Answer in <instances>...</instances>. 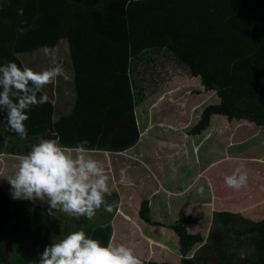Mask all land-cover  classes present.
Here are the masks:
<instances>
[{"label": "trees", "instance_id": "obj_1", "mask_svg": "<svg viewBox=\"0 0 264 264\" xmlns=\"http://www.w3.org/2000/svg\"><path fill=\"white\" fill-rule=\"evenodd\" d=\"M127 1L0 0V64L14 61L23 67V53L53 49L65 40L71 67L68 81L74 93L70 110L55 117L56 104L61 111L60 98L53 95V82L46 85L40 94H46L48 102L27 112L28 134L23 139L7 126L6 113L0 111V264H38L44 247L70 231L83 230L105 245L111 240L115 230L111 219L120 202L117 190L105 195L106 205L91 219L69 217L60 210L50 212L49 205L39 200L11 198L4 158L14 157L15 167L17 157L29 151L25 141L56 135L66 145L89 141L100 159L102 151L117 158L139 138L134 107L143 90L135 66L138 61L146 64L151 53L155 52L153 57L160 52L169 54L190 76L200 78L204 90H214L219 98L202 109L190 133H200L209 126L211 116L218 114L264 127V0H180L181 6L189 8L190 18L183 16L175 32L163 30L160 34L151 33L155 27L146 24L147 5L126 10ZM21 8L23 15L18 14ZM200 19L204 23L194 27V33L183 31L184 25ZM209 28H215L218 35H200ZM162 36L164 40H154ZM135 193L130 195L137 201ZM108 196L118 202L110 212L105 211L110 205ZM138 208L142 221L166 226L152 220L147 199H141ZM212 217L204 237L189 231L188 225L198 219L181 210L169 225L178 243L166 256L156 253L148 258L147 238L139 230H134L135 240L123 237L116 244L133 247L142 264H264V217L252 220L230 211H214ZM118 234L127 235L124 230ZM170 257L173 263L165 260Z\"/></svg>", "mask_w": 264, "mask_h": 264}, {"label": "crops", "instance_id": "obj_2", "mask_svg": "<svg viewBox=\"0 0 264 264\" xmlns=\"http://www.w3.org/2000/svg\"><path fill=\"white\" fill-rule=\"evenodd\" d=\"M137 5H147L146 24L148 27H155L150 29V32L154 34L163 33V30L175 32L180 27L183 16L190 18L189 8L187 5L181 6L180 0H128L125 8L127 10L129 6ZM131 19L127 18L128 21ZM203 23V19L192 21L184 25L183 31L189 30L190 33H194V27ZM200 35L213 38L218 35V32L215 28H209L200 32ZM154 40L161 41L164 40V37H155ZM130 42H132L131 37ZM212 44L213 42H211ZM134 46H136L135 43ZM154 53H151L146 64H140L138 61L135 66L136 80L139 81L140 89L143 90L142 95L145 98L137 102L134 107L139 133L138 141L130 148L119 152L117 158H113L109 152L102 151V159L110 163L114 179L119 181L120 170L125 168L128 175L131 174L133 181L130 187L119 182L121 186L114 188L117 190L120 202L118 211L111 221L115 226L113 234L117 235L122 230L126 234L132 230H138L137 225H139L140 219L138 205L141 199L148 200L152 220L166 224L158 210L168 211V204L171 207L174 205L173 198L179 197V204L174 205L176 214L179 215L182 210L187 215L195 216L198 219L196 223L188 225V229L192 233L197 232V230L194 232L193 228L198 226L201 218L194 211L202 210L206 213L205 216H209L206 232L202 233L204 237L208 236L214 211L237 212L252 220L259 219L255 214L264 202V172L260 171L264 159L244 155L240 150L230 148V144L236 143L231 140L235 136L234 131L236 130L235 127L229 128L231 120H227L223 116L212 115L207 128L200 133H190V129L198 121L202 109L208 105L207 101L213 100L217 103L219 98L214 90H204L200 78L190 76L188 69L177 63L172 56L160 52L159 55L153 57ZM143 82L150 87L143 86ZM146 89L155 92H144ZM164 105L166 108L163 113L152 114L154 108ZM197 110H199L198 113ZM213 118L215 120L212 121ZM220 123L222 128L218 131ZM240 123L252 124L248 121ZM141 125H143V129H141ZM210 133L212 139L215 135L226 134L228 141L221 150V155L215 157L212 154L207 161H202L195 155L189 168L194 170L196 182L192 181L194 174L182 179L184 174L189 173L188 169H181L182 162L186 160L189 153V148L192 147L193 151H197L198 145L203 140L207 141ZM142 138L144 140L141 142ZM216 142L211 141L212 152L214 148L216 150L218 148ZM160 146L163 147V150L160 149ZM162 151L164 154L163 163L159 158ZM236 155H239V159L245 158L249 161L241 160L242 163L237 164L234 160H230ZM237 168L246 172L248 177L246 187L240 190L229 188L224 182V177L231 175ZM189 185L192 190L188 195L186 189ZM201 188L206 193L202 194ZM136 191L139 198L135 202L130 199L129 195L130 193L134 195ZM125 206L128 208L127 214H119L120 208ZM176 220L177 218L174 222ZM166 228L163 227V229ZM159 238L161 246L170 245L165 242L162 235ZM177 243L178 240L176 245ZM147 249L145 255L148 258L153 259L156 253L160 256L163 255L162 247L155 246L151 249L149 245Z\"/></svg>", "mask_w": 264, "mask_h": 264}, {"label": "clouds", "instance_id": "obj_3", "mask_svg": "<svg viewBox=\"0 0 264 264\" xmlns=\"http://www.w3.org/2000/svg\"><path fill=\"white\" fill-rule=\"evenodd\" d=\"M18 14L23 15L22 8L18 9ZM18 31L22 34L24 29ZM44 52L48 55L49 49L45 47ZM58 77L68 79L54 56L51 66L42 71L19 66L14 61L0 64V111L6 113L7 126L22 139L28 134L24 123L29 119L27 112L32 106L48 102V96L40 93ZM88 145L87 140L66 145L58 135L39 138L26 154L17 157L14 174L6 178L11 198L39 200L49 205L50 212L60 210L72 217L91 219L106 205L110 178L98 149ZM247 179V173L237 168L224 177V182L229 188L240 190L246 187ZM119 182H133L127 169L120 170ZM111 210L110 205L105 207V211ZM240 258H245L243 251ZM38 264H142V260L125 243L110 240L105 245L85 231L76 230L46 245L38 254Z\"/></svg>", "mask_w": 264, "mask_h": 264}, {"label": "rangeland", "instance_id": "obj_4", "mask_svg": "<svg viewBox=\"0 0 264 264\" xmlns=\"http://www.w3.org/2000/svg\"><path fill=\"white\" fill-rule=\"evenodd\" d=\"M59 43L60 44L57 47H55L53 49H49L48 55H46L44 52L45 48H41L40 50L32 52V53L31 52L30 53L29 52L23 53L20 57H21L22 61L24 62L25 66L32 68L34 71H42L45 68H47L46 64L48 63V61L50 62V66H51V60H52V57L54 56L57 64L61 65L64 68L67 76H69L70 72H71V67H70V63H69L67 43L65 42V40H61ZM49 58H51V59H49ZM53 83H54L55 89H56V93L54 91L55 94H53V95H57V97L60 98V109H61V111H57L59 109V106H57V104H56V107H55L56 109H55V113H54V116L57 117L59 115V113H62V112L65 113V112H68L70 110V107H71V104L73 101V94L74 93L72 91V86L69 83L68 79L62 80L61 77H58L53 81ZM50 84H52V83H50ZM143 86H145L147 88L150 87V85H147L144 82H143ZM144 92L149 93V92H155V91H148L146 89ZM138 99H139V96H138ZM140 99L142 101L145 98L142 95L140 97ZM207 102H208L207 104L215 103V101H213V100H210ZM165 108H166L165 105L162 107H159V108L156 107L153 109L152 114L163 113L164 112L163 110ZM198 112H199V110H197V113ZM217 116H222V115L218 114ZM213 120H215V118H213L212 121ZM240 122H246V121H238L237 122L236 120H231L229 122V125H230L229 128L233 129L235 127V130H236V131H234L235 136L231 139L232 141H235L236 143L230 144V148L231 149L236 148L237 150H240L244 155H251V156L259 158V159H264V127L257 126L254 123H252L251 125H247V124H243ZM249 123H251V122H249ZM218 127H219L218 131H219L222 128V124L220 123ZM141 129H143V125H141ZM143 140L144 139L142 138L141 142ZM212 140L217 141L216 143H218L217 150L214 148L213 152H212V147H210ZM32 141H34V142L25 141V143L28 144V146H29L27 148L29 150H30L31 146L36 142L35 140H32ZM227 141H228V139H227L226 134H223V136L215 135V137L212 139L211 133H210L209 139L207 141L203 140L198 145L197 151H193V148L190 147L189 153L186 156V160L182 162L183 166H181V169H188L189 173L184 174L182 179L189 177V176L194 174V170L190 169L189 166L191 164L190 162L194 161L195 155H197V157L200 158V160H202V161H207L208 159H210L212 154H214L215 157H219L221 155V150L223 149V147H225V143H227ZM216 143H215V145H216ZM232 143H234V142H232ZM160 149L163 150V147L160 146ZM160 155L161 156H159V158H160L161 162L163 163V161H164L163 160L164 159L163 151L161 152ZM4 159L7 162V168L5 169L4 178H7V177L13 175L15 172V167L12 166V161H13L14 157L5 156ZM102 160L104 162V165L107 168L106 173L109 175V178H110L109 179V190H113L114 188H118V186H121V185L119 184V181L114 179L113 169H111L110 163L109 162L107 163V160H105V159H102ZM175 160H178V159L175 158ZM230 160H234V162H236L237 164L239 162L242 163V161H246V160L249 161V159H245V158L239 159V155L231 157ZM0 162H1V159H0ZM260 171L264 172V167L260 168ZM130 176H131V174H130ZM196 180H197V178L195 177V174H194L192 177L193 183H195ZM125 186L130 187L131 184H125ZM121 188H123V187H121ZM191 190H192V187H190V185H189L186 189V193L188 195L191 194L190 193ZM203 193H206V192L203 190L202 194ZM135 194H136L137 198H139V196L137 195V191ZM129 196H130L131 200H135L134 197H132L131 195H129ZM108 198H109L111 209L112 208L114 209V207L118 204V202L109 196H108ZM135 202H136V200H135ZM173 202H174V205L179 204V197L177 199L173 198ZM41 203H46V202H41ZM121 205H122V203H121ZM174 205H172L170 207V204H168V207H167L168 211H165L164 209L158 210V213L162 214V216L164 217L163 221L166 222V224H167V225L165 224L166 226H162V225L161 226L160 225H153L152 226L151 224H149L145 221H142L141 219H139V225H137V228L140 231V234L147 238V242H146L147 247L149 245H150L151 249H153L155 246L162 247L161 252L165 256L168 253L167 251H170V250H172V248H174V246L176 245V241L178 240V236L169 227V225H171L176 218L177 219L179 218V215H177L175 212V206ZM118 207H119V204H118ZM127 209L128 208L126 206L122 207V208H120V211L118 213L123 214V215L127 214ZM117 211H118V209H117ZM194 212L198 216H201L198 226H195L193 228L194 232H196V230H197V232L199 231L201 233H205L206 232V223L209 220V216H205L206 213H204L202 210L194 211ZM63 213H60V214H63ZM115 214H114V216H115ZM64 215H67V214L64 213ZM67 216H69V215H67ZM114 216L112 217L111 220H113ZM125 216H128V215H125ZM150 216H152L151 213H150ZM255 216L257 218L264 217V202H262V205L257 209ZM69 217H71V216H69ZM56 223H59V221L57 220ZM163 227H167V228L163 229ZM160 235H162L166 239H169L173 243V245L170 246V245L164 244L161 246V244H160L161 240L159 238ZM136 236H137L136 232L134 230H132L127 235H125V234H117V235L113 234L111 237V241L113 243L122 242L123 237H125V238L127 237L128 239H131V241H132V240H135ZM138 240H136V241H138ZM129 245H132V244H129ZM140 252L142 254H144L145 250H142ZM142 254H138V255H142ZM165 260L171 261L173 263L174 259H172L170 257V258H165Z\"/></svg>", "mask_w": 264, "mask_h": 264}]
</instances>
